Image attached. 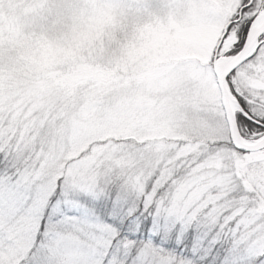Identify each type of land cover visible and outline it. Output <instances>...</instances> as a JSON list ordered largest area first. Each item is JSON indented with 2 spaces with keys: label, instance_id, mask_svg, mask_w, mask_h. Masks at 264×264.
<instances>
[{
  "label": "snow or ice",
  "instance_id": "obj_1",
  "mask_svg": "<svg viewBox=\"0 0 264 264\" xmlns=\"http://www.w3.org/2000/svg\"><path fill=\"white\" fill-rule=\"evenodd\" d=\"M0 264H264V0H0Z\"/></svg>",
  "mask_w": 264,
  "mask_h": 264
}]
</instances>
